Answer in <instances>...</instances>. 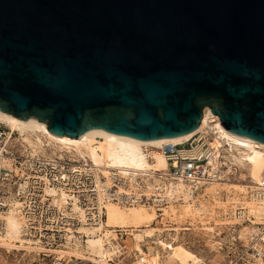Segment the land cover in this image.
I'll use <instances>...</instances> for the list:
<instances>
[{
    "label": "water",
    "instance_id": "95a60500",
    "mask_svg": "<svg viewBox=\"0 0 264 264\" xmlns=\"http://www.w3.org/2000/svg\"><path fill=\"white\" fill-rule=\"evenodd\" d=\"M206 106L264 143V0H0V110L152 140Z\"/></svg>",
    "mask_w": 264,
    "mask_h": 264
},
{
    "label": "bare ground",
    "instance_id": "6f19581e",
    "mask_svg": "<svg viewBox=\"0 0 264 264\" xmlns=\"http://www.w3.org/2000/svg\"><path fill=\"white\" fill-rule=\"evenodd\" d=\"M220 121V117L206 106L199 126L193 131L180 136L140 140L114 134L104 129H90L80 137L75 138L68 135L53 134L49 131L47 123L40 121L37 117H29L24 120L0 110V122L9 127L11 134L14 131L20 134L23 141L29 145L31 155H63L68 153L74 156L76 160L86 158L92 161L101 170L105 181L100 180L98 183L99 197L104 202L105 218L98 223L86 221L87 218L83 208L67 190L56 186L46 187V192L52 196L53 202L65 209L70 207L74 215L76 214L81 221L80 228L78 227L79 230H71L70 228L66 245L72 248L68 247V250L61 251L63 252L62 255L78 256V259L98 260L96 262L101 264H114L108 261V258L111 257L113 244L109 243V239L116 230H127L129 228L132 231H138L133 233V248L143 254V257L151 264L153 263L152 257L160 260L158 264H190L203 260L197 254L188 251L183 244L174 246L165 238H162L163 229L152 226L158 218L157 210H164V213L162 212L163 219L168 218L175 224L187 221L192 223L203 222L205 217L218 214V216L223 217L221 224L230 222L241 225V222L233 220L231 216L232 220H229V217L228 222L224 220L225 215L229 214V209L240 203L249 208L250 213L255 215L257 221L262 220L263 217L259 215V205L249 198L248 193L257 188L264 175V170L262 171L264 162L256 161V153L264 152V143L255 139L238 137L227 131ZM207 128L219 140L218 145H215L217 140L215 139V142L210 133L211 138L206 139L210 148L213 147V150L218 151L216 148L218 146L220 150L225 151L224 156L229 159L226 162L227 165H236L239 170L246 171V173H242V179L247 183L220 182L225 179L213 182V184L206 186L203 195L205 198L206 196H209V198L213 196V200L208 203L207 199H200L199 203H195V200H191L188 185L182 180H172L166 184L165 196H168L173 202L160 209L142 203L130 206L124 205L121 202L122 196L119 197V201L110 198L111 195L107 193L106 187L115 186L113 179L117 174L125 178V182L130 184L129 186L133 189L135 188L134 181L137 175H149L144 179L146 180L147 194L150 195L155 189L156 183L160 181L157 174L165 172L169 168V162L160 148L167 143L185 142L200 131L209 132ZM220 143L221 145H219ZM46 146H51L54 153H43ZM7 165L9 166V163ZM247 174L252 178L250 181H247ZM119 187L117 188L119 194H130L131 191H125L123 187ZM221 191H224L227 195L223 200L220 199L221 197L219 198ZM8 198V208L3 213L0 212V219L2 220L0 245L8 249H26L29 254L39 251L41 247L35 244L38 241L25 236L22 231L23 218L20 213V201L14 198L13 192L9 194ZM241 226L240 233L242 235L247 234L248 227L245 224ZM205 228L208 229V232H211L212 229L214 232V226L204 227L203 229ZM177 229L178 227L172 230ZM183 229L187 230L188 227H183ZM79 233L86 236L85 242L82 243L78 238ZM114 238L118 239L117 235ZM214 242L217 241L214 240ZM145 245H148L147 250L144 249Z\"/></svg>",
    "mask_w": 264,
    "mask_h": 264
},
{
    "label": "built area",
    "instance_id": "2783aa9c",
    "mask_svg": "<svg viewBox=\"0 0 264 264\" xmlns=\"http://www.w3.org/2000/svg\"><path fill=\"white\" fill-rule=\"evenodd\" d=\"M209 136L210 132L200 131L185 142L167 143L162 146L160 150L166 156L169 168L157 174L160 181L156 183L150 195L145 191L147 186L144 179L149 175H137L134 181L135 192L124 195L119 194L117 188L127 182L125 178L117 174L113 179L115 186L106 187L107 193L115 201H119V197L122 196L121 202L130 205L152 202L157 209H160L173 202L165 196L167 182L182 180L188 185L191 200L199 203L205 194L207 185L229 179L230 175H235L238 171L236 165H227L223 150L217 151L213 150V147L210 148L206 142ZM12 139L13 132L11 134L9 129L0 123L1 212L9 206V188L12 185L14 186L13 196L21 203L22 231L25 236L38 241L35 244L41 247L37 252L41 261L48 260L47 264H68L69 261L75 259L78 262L85 261L81 264H101L90 259H78L76 256L60 254L63 249H68L66 244L70 228L77 230L81 221L70 207L65 209L57 205L53 202L52 196L46 192L47 186L64 188L83 208L86 221L101 222L105 218V208L103 200L99 197L98 183L100 180L105 181V178L99 167L86 158L76 160L68 153L29 155L24 145L17 147ZM9 161L11 166L7 165ZM249 198L259 205V215L263 218L257 221L249 208L240 203L234 207L229 216L248 228L244 239L232 236L228 245L218 241V251L225 252V264H264V175L257 188L249 193ZM1 224L0 219V227H2ZM116 232L118 238L119 235L123 236L125 233L121 229ZM78 238L82 243L86 240V236L82 233L78 234ZM130 256L131 251L124 244L123 251L113 254L108 261L126 264L124 259ZM210 261L204 258L190 264H213ZM137 264L151 263L143 257V254H140Z\"/></svg>",
    "mask_w": 264,
    "mask_h": 264
},
{
    "label": "rangeland",
    "instance_id": "374dc122",
    "mask_svg": "<svg viewBox=\"0 0 264 264\" xmlns=\"http://www.w3.org/2000/svg\"><path fill=\"white\" fill-rule=\"evenodd\" d=\"M0 123L2 124V126L9 129V127L6 124H4L2 122H0ZM208 131H209V129H208ZM209 132L211 133V131H209ZM211 134L209 136L210 138H211ZM212 136L214 137L213 139L216 142L217 138L213 134H212ZM12 141L16 144L17 147H19V145H21V144L24 145V148L27 149L29 154H31V149H30V147H28L29 145L27 144V142L23 141V138L20 136V134L17 131H14V133H13ZM218 142H219V140H217L215 145ZM219 145H221V143ZM220 147H222V146H220ZM216 148L218 150H220L218 146H216ZM41 152H43V151H41ZM43 153L50 154V153H54V152L51 149V146H48V147L46 146ZM224 154H226L225 151H224ZM256 154H257L256 161L257 162H264V152L260 151V152H257ZM226 160H229V159L226 158ZM8 163H9V166H11V162L9 161ZM263 170H264V166H263L262 171ZM243 172L246 173V171H242V169H240V170L238 169V171L235 173V175H232V176L230 175L229 179H225V180L220 181V182L229 181L230 183H237V182L247 183V182L243 181V179H242V173ZM249 176L250 175L247 174V177H248L247 181H250V179H252ZM251 182H252V180H251ZM129 185L130 184L126 183L125 185H123L121 187H123V190H125V191L135 192V188L133 189ZM134 186H135V184H134ZM13 188H14V186L11 185L9 188V191L13 192ZM145 191L147 192L148 190H145ZM12 192H10V194ZM248 196H249V193H248ZM226 197H227V195L225 194V192L221 191L219 198L221 200H223ZM202 199H207V201L209 203L210 201L213 200V196L210 198H209V196H206V198L203 196ZM122 204L130 206V204H128L126 202H122ZM145 205H149V206L153 205L157 209V206L152 202L146 203ZM231 208L234 209V207H231ZM231 208L229 209V214L232 211ZM0 212H1V210H0ZM162 212L164 213V210H157L158 218H157L156 222L152 225L153 227H156L157 229H163L162 238H165L166 241L173 244L174 246H178L180 244H183V246L188 251L197 254L202 259H204V258L210 259L211 260L210 262H212L213 264H225V261H224V253L225 252L224 251H218V244H219L218 241L222 242L223 244L228 245L231 242L232 236H236L237 238L240 237L242 239L245 238L244 235H242L240 233L241 229H242L241 225H236V224H232V223L228 222L229 220H232V218H230L229 214H227V216L225 215V218H224V220H226V222H228L226 224H221V222H222L221 219H223V217L218 216V214H215V215L211 214V216L205 217L203 222L192 223L191 221H187L185 223H180V224L176 223L175 224L174 222H172L168 218L163 219ZM228 217H229V220H228ZM210 226L211 227L214 226V232H213V229L211 232H208V229L206 230V228L203 229L204 227H210ZM176 227H178L177 230H172ZM183 227H188V229L184 230ZM79 228H77V230H79ZM233 229H235V231ZM123 231H125L124 235L123 236L119 235L118 239L114 238L117 235L116 231L112 234V236L109 239V243H111V244L113 243L112 247H111L112 248L111 256L113 254H119L121 251H123V246L125 244L126 247L128 248V250L131 251V256L124 259V262L126 264H137V259L139 258L140 253L133 248V246H132L133 238L132 237H134L133 233L138 232V231H132V230H130V228L127 230H123ZM218 233H219V235H218ZM157 234H159V232H157ZM214 240H216L217 242H214ZM68 247L72 248L71 246H68ZM147 247H148V245H145L144 249L147 250ZM131 248H133V249H131ZM63 250H66V249H63ZM71 250H73V249H71ZM37 252H38V250L29 254L28 250H26V249H21V250L12 249V248L8 249L7 247L0 245V264H47L48 260H46V262L41 261L39 256L37 255ZM62 253L63 252L60 251V254H62ZM151 259H153L152 264H158L160 261V260L155 259L154 257H152ZM96 261H98V260H96ZM84 262L85 261L78 262L75 259L69 261V263H76V264H81ZM138 263H139V261H138ZM114 264H118V263H114Z\"/></svg>",
    "mask_w": 264,
    "mask_h": 264
}]
</instances>
